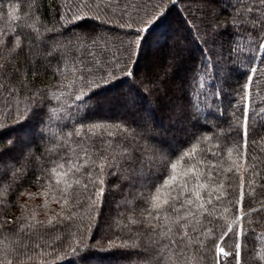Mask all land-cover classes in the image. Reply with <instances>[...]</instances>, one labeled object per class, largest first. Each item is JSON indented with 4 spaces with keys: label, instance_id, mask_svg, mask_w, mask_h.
<instances>
[{
    "label": "snow or ice",
    "instance_id": "obj_1",
    "mask_svg": "<svg viewBox=\"0 0 264 264\" xmlns=\"http://www.w3.org/2000/svg\"><path fill=\"white\" fill-rule=\"evenodd\" d=\"M201 2L207 11L193 36L200 55L190 69L188 83L196 81L198 87L203 88L201 77L211 74L219 79L221 85L212 95L227 97L229 93H225L224 89L232 87V74L241 71L242 59H246L249 67L243 73L245 79L234 90L243 102L242 107L237 109L242 112L239 118L242 122L235 127L227 121L224 127L209 120L201 124L202 110L188 93L186 115L194 121L193 127L197 124L200 127L189 135L187 150H173L171 146L166 149L163 145L145 146L137 139L139 133L136 128L141 126L131 127L134 122L128 121L85 125L77 119L79 127L73 125L71 131L60 136L53 135V141L58 139L59 143L47 149V163L51 167L41 162L27 146L19 154L12 152L15 144L9 141L8 149L0 148V190L13 184L19 185L29 172L35 174L39 169L54 180V183L48 184V190L43 195L47 197L49 190L55 189L51 198L61 206L62 211L46 221L37 220L34 212L15 220L0 216V264H37L39 259L48 255L46 248L52 247L48 238L62 241L61 233L71 237L67 244L71 254L75 255L83 244V237L76 240L70 226L64 227L62 222L74 221L77 213L73 209L85 200L90 209L94 208L106 192L111 193L113 188L119 190L121 184H126L131 194V201L124 199L126 206L140 202L131 209L133 213L138 210L139 215L129 217L128 223L149 230L147 244L121 240L117 245L115 240H108L109 245L128 251L129 258L135 256L148 264H162L168 250L175 246L177 255L172 264H222V261L226 264L229 258L234 264H264V251H261L264 250V232L257 231V225L264 224V197L259 201L260 207L251 206L257 203L252 201L245 210L244 177H240L238 188L232 187L234 175H239V168L252 159L247 154L249 137L254 138L253 144L264 141V111L250 103L257 72V68L252 66L255 54L264 52V0ZM53 3L63 31L45 24L38 15L37 0H0V22L9 17L15 21L11 29L0 26V110L13 113L17 123L23 115L18 109L24 101L29 105L24 109L28 113L25 120L32 119L37 124H44V116L58 111L56 107L44 104L45 100L61 101L62 97L71 96L73 103L67 107L75 108L76 116L82 108L91 113L94 98L103 95L99 89L109 84L114 75L108 69L119 62L107 43L100 47L96 33L76 35L69 27L85 19L106 23L84 11L94 4L100 7L97 0H53ZM155 23V20L142 19L141 26L133 29L135 35L129 42L131 51L125 48L129 58L139 55L147 33ZM63 36L69 38L58 39ZM261 63L264 64V56ZM168 67L171 68V65ZM41 70H51L58 78L56 92L33 90L31 80H35ZM123 71L132 80L138 78L134 71L128 69L127 63ZM167 76L165 70L163 74L146 77L142 84L152 87L139 91L159 94ZM69 88L73 91L67 92ZM194 107L196 111H192ZM216 111L223 115L219 107ZM232 115L235 117L236 112ZM3 127L4 124L0 123V128ZM209 144L213 147L209 148ZM240 146L244 149L243 165L232 161V166L222 169L220 164L209 159L220 156L224 149L231 156ZM5 152L10 154L2 155ZM198 152L204 154L200 160H196ZM178 167L181 168L180 173H177ZM152 169L162 171L165 178L159 183H152L146 191L140 190L145 187L143 173L147 170L151 176ZM250 170L254 175H260L255 163L251 169L245 167L246 172ZM221 176L223 180L218 179ZM111 177H116L117 183L107 186ZM134 188L137 190L132 192ZM2 198L3 192L0 191V209L4 207ZM220 208L223 212L218 214ZM229 212L233 213L231 217L225 215ZM253 213H256L255 217ZM123 227L131 231L128 224ZM136 234L139 235V232ZM153 234L155 241L152 240ZM89 258L86 253L79 257V262L73 259L68 264H82Z\"/></svg>",
    "mask_w": 264,
    "mask_h": 264
},
{
    "label": "trees",
    "instance_id": "obj_2",
    "mask_svg": "<svg viewBox=\"0 0 264 264\" xmlns=\"http://www.w3.org/2000/svg\"><path fill=\"white\" fill-rule=\"evenodd\" d=\"M194 1L97 0L100 7H96L94 4L92 7L84 9L88 14L98 16L99 21H106V23H97V20L85 19L79 21L76 25H69V27L74 29V34L76 35L80 33H96L100 47H104L105 43H107L111 53L119 61L114 67L108 69V71L114 73L111 82L102 89H99V91L103 92V95L94 98L91 113H86V110L82 108L79 111V115L76 116L77 110L67 107V105L73 103L71 96L62 97L61 101L55 99L44 101V104L49 107H56L58 109L57 112L44 116V124H37L32 119L25 120V116H28V113L24 109L29 107L27 101L21 103L18 109L19 112L23 113L19 117V123L16 122L13 113L8 112L6 109L0 110V123L4 124V127L0 128V148L8 149V142L13 141L15 147L11 151L19 154L20 151L24 150L22 148L23 142L29 140L26 137L34 134V141H29L31 144L29 148L35 156L39 157L41 162H44L47 167H51L52 165L47 163L49 159L47 149L52 148L54 143H59L58 139L53 141V135H63L71 131L73 125L79 127L80 125L76 124V120L79 119L85 125L92 123L109 124L118 121L134 122L130 126L136 127L137 124L141 126L136 128L137 133H139L137 139L145 146L159 147L166 145V149L168 146H171L173 150H180L181 148L187 150L186 145L189 135L192 132L198 131L200 127L199 124L193 127L194 121L189 120L186 115L188 111V93H191L195 105L202 110L200 114L201 124L206 120L215 121L221 127L225 126V121L232 123L234 127L241 123L242 121L239 118L242 117V112L237 109L242 107L243 102L235 95L234 90L238 89L239 84L243 83L245 79L243 73L249 67L246 59H242L241 71L232 74V87L224 89L225 93H229L227 97L222 96L217 98V96L212 95L221 85L219 79L211 74L201 77L203 88L198 87L196 81H192L191 84L188 83L191 75L190 69L194 67L196 58L200 55L199 46L194 43L193 36L196 33L197 26L201 24L202 15L205 13L195 7ZM37 8L39 9L38 15L48 27L55 26L58 31H63L60 23H58V16L53 0H47V3H44V0H37ZM142 19L155 20L156 23L147 33V39L143 42L139 55H133L129 58V52H126L125 48H129V42L133 40L135 35L133 29L141 26ZM14 23L15 21H12L9 17L0 22V26L11 29ZM64 24L67 25L66 20ZM171 34L173 35V43L172 41L168 42V36ZM68 38L69 36L58 37L61 40ZM166 41L170 45L174 44L177 49H182L184 52V57L178 59V69H182L180 73L183 76L179 80V84L183 88L179 97L183 101V104L178 110L181 116L180 122L182 123L177 124L179 131L182 130V132L178 131L176 135L170 134L167 137L162 133L164 129L163 120L166 119L170 123H174V121L177 122L175 120L177 117L174 121L172 116L166 118L165 112L167 106L165 103L157 100V103L154 102L155 107L150 104L149 93L139 91L142 88L135 80L128 78L123 71L124 64L127 63L128 69L137 73L147 47H159ZM186 44L188 47L185 46ZM129 51H131V48H129ZM248 54L246 53V55ZM255 55V64L252 66L257 68V72L254 75L250 103L254 107L264 111V64L261 63V57L264 56V52L256 53ZM220 75L223 76L224 73L221 72ZM31 87L33 90L46 89L56 92L58 78L52 74L51 70L48 72L41 70L40 75L35 80H31ZM85 90L88 91V89ZM66 91L72 92L73 89L69 88ZM105 99L110 100V102L112 100L110 106L103 107L101 105L106 101ZM125 99L126 103L124 102ZM234 100L236 101L235 104H233ZM218 107L223 110L222 116L216 111ZM196 110L195 107L192 108V111ZM233 112H236L235 117L232 115ZM132 114L136 115L134 116L136 119L131 118ZM86 115L87 118L85 119ZM143 118H145V123H141L140 119ZM153 126L160 128L161 133L151 132L150 128ZM237 131H239L238 128ZM74 139L76 138L74 137ZM253 139V137H249L247 154L252 159L249 160L247 165H243L244 149L242 146L238 150H234L231 156H229L227 149H224L220 156L209 158L213 162L220 164L222 169L232 166V161L243 165L239 168V175H234L233 173H227V175H234L235 183L232 185L234 188H238L240 177H244L245 210H247V206L252 201H257V203L251 204V206L260 207L259 201L264 197V141L253 144ZM208 147L212 148L213 145L209 144ZM9 154V152H5L2 155L7 156ZM203 155V153L198 152L196 160H200ZM194 162L190 161V163ZM253 163L256 164V171L260 172V175H254L251 170L245 171V167L251 169ZM180 172L181 168L178 167L177 173ZM143 176L145 177L143 181L145 187L140 190L144 191L152 183H159L161 179L165 178L162 176V171L156 169L151 170V176H149V172L146 170ZM218 179L223 180V176ZM49 183H54V180L49 178L47 173L36 169L35 174L29 172L27 177L19 182V185L13 184L11 187L6 186L5 189L0 190L3 192L2 203L4 205L0 209V216L15 220L17 217L34 212L37 220L46 221L53 218L55 213L61 212L62 209L59 204L52 201L51 194L55 192V189L49 190L50 194L47 197L43 195L48 190ZM116 183V177H111L107 181V186H113ZM249 185L251 186L249 187ZM139 187L140 185L138 184L137 188ZM136 190L134 188L132 192ZM125 198L131 201V194L128 191L127 185L121 184L119 190L113 188L111 193L106 192L105 197L101 202H98L96 207L90 209L85 200L83 204L74 208L73 211L77 213L76 219L72 222L64 221L62 224L64 227L70 226L71 232L75 233L76 240H79L81 236L83 237V244L80 245L79 252L75 255L71 254L67 244V240L71 237L67 233H61L63 236L62 241H55L51 237L48 238V243L52 247L46 248L48 255L39 259L37 264H68L73 259L79 262V257L86 253L90 255V258L82 262V264H148L147 261L140 260L135 256L129 258L128 251L118 246H111L108 243L109 239L115 240L117 245H119L121 240H128L129 243H133V241L143 244L149 243V230L147 228L128 223L129 217L139 215L138 210L133 213L131 209L140 202H133L126 206L124 204ZM221 212H223V209H218V214ZM232 214V212L225 213L229 217ZM255 215L256 213L252 214L253 217ZM125 224H128V228L131 231L123 227ZM257 231L264 232V224L257 225ZM137 232H139V235L136 234ZM155 239V234H153L152 240L155 241ZM161 242L166 243V241ZM85 245L91 247L88 248ZM72 246L75 247L76 244L73 243ZM161 251L163 252L165 249H161ZM247 251L248 249L246 248L245 252ZM176 255L175 246H173L172 250H168V255L164 257L162 264H172L175 261ZM209 256H211L210 253ZM170 257L171 260L169 259ZM222 264H225V262L222 261ZM226 264H234V262L229 258Z\"/></svg>",
    "mask_w": 264,
    "mask_h": 264
},
{
    "label": "rangeland",
    "instance_id": "obj_3",
    "mask_svg": "<svg viewBox=\"0 0 264 264\" xmlns=\"http://www.w3.org/2000/svg\"><path fill=\"white\" fill-rule=\"evenodd\" d=\"M195 7L199 8L200 11L206 12L207 8L205 4L201 2V0H195L194 1ZM173 43V42H172ZM186 47L187 44L185 45ZM171 48H161L160 46H153V47H147L148 54L145 55V53L142 57L143 60L140 62V66L138 67V72L136 73L137 79L135 80L136 83L141 87V88H151L152 85H144L142 84V81L146 79L148 76H153L157 74H163L165 70H167L168 76L167 79L164 81L162 91L159 94H153L151 92L149 93V99H150V104L153 106L155 105L154 102H164L166 107V118H169L170 116L176 118V116H179L178 110L180 106L183 104V101H181V98L179 97V94H181V91H183L182 86L179 84V80L183 78V76L180 73V70L178 69V59L181 57H184V52L182 49H177L175 45H170ZM151 48V49H150ZM168 65H171V68L168 67ZM126 94V93H125ZM106 101L103 102L101 105L103 107H108L111 105L112 100L105 99ZM114 100V99H113ZM129 100V99H127ZM158 100V101H157ZM126 103V99L124 100ZM155 107V106H154ZM136 114V112H134ZM133 115V114H132ZM133 115L131 118H134ZM141 123H145V118L140 119ZM147 120V117H146ZM166 120V119H165ZM163 120L164 124V129L162 131L163 135L165 137L171 135H176L179 131V126L177 122L174 121V123H170L169 121ZM151 132H160V128L157 127H152L150 128ZM179 132H182L179 131ZM161 133V132H160ZM181 134V133H180ZM34 134H30L26 138H29V140L23 142L22 148L30 147L31 144L29 141L32 142L34 141ZM166 146V145H165Z\"/></svg>",
    "mask_w": 264,
    "mask_h": 264
},
{
    "label": "bare ground",
    "instance_id": "obj_4",
    "mask_svg": "<svg viewBox=\"0 0 264 264\" xmlns=\"http://www.w3.org/2000/svg\"><path fill=\"white\" fill-rule=\"evenodd\" d=\"M172 38H173V35L172 34L170 36H168V42L172 41ZM168 42L166 41L164 44L160 45V47L161 48H167V49L168 48H171L170 47V44H168ZM147 54H148V52H145V55H147ZM145 55H143V56H145ZM176 117H177V119H175V118L174 119L177 121V123L181 124L182 123V122H180L181 121L180 120L181 116L179 115V116H176Z\"/></svg>",
    "mask_w": 264,
    "mask_h": 264
}]
</instances>
